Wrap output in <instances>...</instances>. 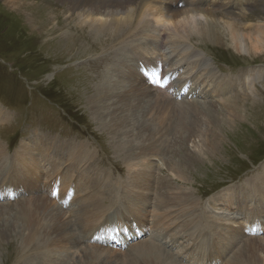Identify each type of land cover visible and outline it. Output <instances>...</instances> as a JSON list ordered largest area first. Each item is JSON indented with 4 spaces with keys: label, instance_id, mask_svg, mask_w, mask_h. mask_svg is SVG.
Returning a JSON list of instances; mask_svg holds the SVG:
<instances>
[{
    "label": "rangeland",
    "instance_id": "obj_1",
    "mask_svg": "<svg viewBox=\"0 0 264 264\" xmlns=\"http://www.w3.org/2000/svg\"><path fill=\"white\" fill-rule=\"evenodd\" d=\"M133 1H135L134 4H139L138 2L141 0ZM212 1L205 0L203 8L205 10L208 8L216 10L219 12L217 16L225 14H230L231 17L235 16L233 19L237 22L233 20L232 23L237 32L241 31L239 34L253 35L255 34L254 30L259 26L263 25L264 28V0H253L245 5H242V3L233 5L231 0H215L213 3ZM146 4L150 7L155 5L151 1ZM72 18L67 19L64 16L63 6L53 0H0V112L7 116L6 121L0 122V143H3L4 151L8 156H13L20 149L21 143L29 142L32 144L35 140L52 139L57 142V146L59 144V150L62 147L65 149L66 154L69 148H71L69 151H72L76 146V149L83 148L90 157L88 161L85 160L86 162L80 160L70 161L67 157H64L63 161L60 160V157L62 154H66L61 151L57 156L56 149H51L53 162L58 163V172L67 174L66 183L72 179L73 183L76 184L71 190V197H78L82 193L84 195L80 196L81 201H79L80 197L78 198L79 206L72 210L56 203L59 198L58 192L52 191L50 199L47 200L49 203L61 207L62 211H65H63L64 214L67 213V215L65 214L66 222L73 220L71 221L73 222L72 231L78 243H75V239H72L71 244H66V241L61 237L58 239L52 237L48 233L49 230L47 232L46 229H43L45 218L42 212L39 211L40 208L37 205L33 208L29 202L34 198H41L42 194L44 196L43 189L45 187L43 185H45L46 180L41 178L42 190L39 189V185L36 193L32 194V190L27 189L28 183L26 181L25 184L23 183V179L27 178V176L24 177L25 168H22L18 163L16 166L8 158L3 166L8 169L17 168V173L10 171L9 174L15 176V179L21 183L26 193L22 196H16V198L0 199V264H152L147 259L144 260V257H141L134 250L143 241H150L164 246L163 248L172 253L173 257L177 258L181 264H187L182 259L186 255L183 249H195V255L205 251L206 254H210L207 251H209L208 247L211 246L216 247L219 253L222 254L217 259V264H235L236 260L237 264H264V229L258 231L261 233L260 235L250 232L251 227L258 225L257 219L251 218L250 220V217H246V219L244 217L246 214L251 217L252 214L259 215L261 218L264 217V186H262V193L253 195L250 198L249 194L241 193L251 190L249 186L253 182L250 181H255L256 178L264 174V52L250 51L247 54L235 51L228 44L229 41L226 37L222 38V45L201 43L195 38L185 42L184 47H181H191L194 53H200L201 57L205 59V65L219 72L228 80L232 77L234 84L231 83L226 94L220 92L213 94L210 92L213 85L211 80L213 79L207 75L209 73L208 69L197 66L196 69L191 70L184 66V73L186 74L184 80L194 76L188 86L189 94H193L198 89V94L201 97L195 95L194 98L193 96L185 98L184 95L182 98L175 100V98L172 99L175 95L157 93L154 85H151L152 81H148L146 83L147 88L152 87L158 96L165 95L167 96L166 99H172L173 102L169 100L170 103H165L160 100L152 99L150 101L141 98L130 103L131 108L139 109V118H143L140 119L137 125L146 123L144 125L145 129L133 138L134 145L143 147L141 152L152 150V154L150 153L148 157H146L147 155L144 157L146 160L142 158L139 162H134L126 160L124 157L122 153L124 149L119 148L116 144L119 138L117 135H111L108 133L110 130L106 129V132L99 128L100 123L91 114L92 107L83 101V97L88 95L89 91L91 92L89 90L85 93L87 83L84 81L86 79L90 80L92 84H97L98 81L102 80L100 79L103 76L102 73L104 76L109 77V74H105V69L109 67L110 61H112L110 63H113V56L117 53L104 57V54L109 52L111 43L116 46L120 38L123 40L121 44L124 45L131 40L130 44L138 43L151 34L141 33L139 36L140 32L137 29L141 26L140 23L137 26L139 18L133 17V20L130 19L129 22L123 25L119 24L118 27L114 28L111 25L114 30L112 31L110 26V28H107L109 34L106 33V38L100 34V39L96 40L92 32L89 33L88 26L84 29L82 26L81 29H77L80 30L78 32L73 29L74 22L77 23V19ZM148 18L151 23L152 18L145 17L146 20ZM216 19L220 23L219 26H222L221 18L217 17ZM168 22L169 20H167V24ZM130 23L136 26L133 28ZM66 25L74 31L69 30L72 31L69 42L75 41L73 49L78 50L79 47H89L88 49H91L94 54L91 52L76 61L69 62L67 61L69 54L65 53L67 55L65 56L64 53L55 50L57 46H61L57 38L58 32L54 31L51 37H40L38 34L42 28L43 31L48 30L47 32L51 33L49 28L62 27L60 29L63 30ZM126 25L129 27L128 29H125ZM121 26L123 27L121 28ZM165 26L166 23H162L159 29L158 26L155 27L153 32L156 36L154 35V37H157L158 33L159 40L160 36L164 34V42L166 39L170 40L169 43H175L171 35H168L169 32L161 31L166 29L167 26ZM120 29L123 31H120ZM110 34H119L118 41L109 43L107 39ZM128 34L131 36H128ZM123 35L126 37L124 38ZM158 40L154 39L150 43V38H148L147 44H151L152 49L145 51L146 46H144L145 52H141L144 59L147 58L150 61L153 53L157 54ZM174 40L177 39L174 38ZM247 43H249L248 40ZM115 48L118 49L119 55L125 56L126 54L128 58H132L133 46H124L123 48L117 45ZM122 48L123 50H121ZM172 48L173 46L169 50L166 49L172 56L170 55L165 59L163 48L159 58L161 59L163 55L164 60L171 64L169 68L173 66L175 60L183 61L185 56L181 51ZM61 53L64 58L56 56L61 55ZM51 54L56 55L51 56ZM155 59L154 63L156 62ZM82 60H84L83 63ZM132 62H135V58L132 59ZM137 64L139 67L142 65L139 62ZM182 73L183 71L180 69L177 77L182 76ZM114 78L117 77H111L110 80H117ZM146 80L149 79L146 78ZM78 82H81L82 86L77 87ZM251 86L258 90L256 97L251 96V90L248 89ZM184 88L187 89V86ZM231 88L235 90L233 89V91ZM237 93H240L242 96L238 95L242 98L234 99L237 103L230 105L232 101L230 97L234 98L233 95ZM168 96H171V98H168ZM122 107L125 108V106ZM137 125L134 127H137ZM127 139V136L122 138L123 141ZM77 163L81 164L74 167ZM46 168L49 169L50 165H42L40 176L44 177L42 174L46 172ZM94 169L104 171V176L100 179L95 175L92 179L93 185H99L98 182H103V180L110 181L109 177L114 184V188L112 186L107 187V184H104V187L101 185V195L92 197L93 201L101 200L98 205L100 208L88 205L89 202L86 200ZM138 171L142 175L144 174V181L139 186L134 187L133 177ZM128 183L131 184V186H128L131 195L141 194L136 199L145 200L144 194L151 197V200H145L146 204H144L139 201L134 202L132 196L123 197L117 194L132 209V211L125 213L131 215L133 220L138 219L141 221L143 218L145 222L144 233L141 234L138 240L129 242L122 247L111 248L97 242L93 244L95 241L91 240L89 235H87V239L85 238L86 232L93 229L99 219L98 226L102 224L101 221L104 219L107 220L106 225H108L110 224L109 221L116 220L118 216H121L118 210L115 211L112 208L113 203L111 202L114 197L110 198V201L108 196L113 192H117L122 184L124 187ZM5 185H7V181ZM55 187L57 188V186ZM158 188L162 192H174L175 196L173 193L171 194V197L174 198L189 194L194 201H198L197 205L191 206L194 207V212L198 215L199 210L200 212L204 211L208 203L213 204L219 198V202L215 204L218 205L217 207L231 210L233 213L238 212V214H234L239 218V221L234 220L236 225H239V227H236L237 231L241 233L238 240L236 242L231 240L229 237L231 233L227 231L226 233L224 231L217 232L216 230L212 233L213 229H207L208 226L205 224L209 222H206V220L209 216L211 217V215H208V210L204 211L205 214L203 213L204 216L208 217L202 218V221H200V227L202 228L194 229L193 234L190 233L189 236L185 234L188 233L187 230L181 231L179 224L170 226L173 222V219H168L171 217V213L163 215L164 211L170 210L174 204L177 208L173 206V210L176 212L185 198L161 207L159 214L162 213V215H157V208L153 207L157 205L154 201H157L155 200V194ZM94 189H98V186H94L89 192H96ZM146 190H148L147 193L144 192ZM239 194H243L245 201L240 199ZM55 195H57V199ZM46 197H49V195ZM227 198L231 199L230 202H233L231 203L232 208L224 201ZM87 205L88 207H84ZM107 205H111V208L100 218ZM259 206L258 213L256 209ZM211 213V218L214 219L217 214L214 211ZM79 214H84V217L88 219L79 222ZM172 215L178 216L176 213H172ZM226 215L231 214L226 213ZM208 220L211 222L210 219ZM227 222L225 221L226 224H231L230 221ZM84 223L89 224L86 229H83ZM162 223L163 227H159ZM203 226H205L204 229ZM231 226L229 225V227ZM187 228L189 232L192 231L191 226ZM159 233L162 236L158 237L157 234ZM168 234H171L170 238L165 237ZM153 235L156 236L153 237ZM220 237L224 242V246L226 243L230 247V243L234 242L228 250H224L225 253L221 248L223 243L221 245V242L219 243ZM218 250L214 251L215 256L211 251L209 252L216 258ZM234 255L236 258L238 257L236 260ZM192 261L196 264L199 263L197 259H194V256L187 259L188 264Z\"/></svg>",
    "mask_w": 264,
    "mask_h": 264
},
{
    "label": "bare ground",
    "instance_id": "obj_2",
    "mask_svg": "<svg viewBox=\"0 0 264 264\" xmlns=\"http://www.w3.org/2000/svg\"><path fill=\"white\" fill-rule=\"evenodd\" d=\"M53 1L59 3V5L63 6L64 16L67 19H71V17H73L74 19L75 18L77 19V23H75L73 21L74 25H75V26H73V29H76V30L81 29L82 26L84 29V27L88 26L87 29L89 30V33L92 32V34L96 40H99L101 35H103L106 38V33L108 32L107 28H110L111 25L114 28L118 27L119 24L123 25L126 22H129L128 20H130V19L133 20V17L139 18L138 19L139 22L137 21V26H139V23L141 26L139 28L136 27L137 29H139V32H140L139 36L141 33H144L145 35L147 33L151 34V35H147V37H146L147 39L144 38L138 43L130 44L132 42V40H131L129 43H127V44L125 43L126 45L121 44V41L123 42V40H121V38H120V41L117 43L118 46H122L123 48H124V46H133L134 53H133L132 58H128V56L126 54H125V56H122V54L119 55L118 51H117L118 49L115 48L117 45L115 46V44L111 43L109 52H107V54H104V57L106 55H114L116 52L117 53L115 54V56H113L114 57V59H112L113 63H110V62H112V61H110L109 67L106 66L107 70L105 69V71H106L105 74L106 73L109 74V77L104 76V74L102 73V75H103L102 78L99 77L102 80L98 81L97 84H92L90 80L85 79L84 82L87 83V86L86 87L83 86V87H85V93L87 91L91 90V92L89 91L88 95L84 96V94H83V96H84L83 101H85V103L87 102V104L92 107V109H91V107L87 106L89 109H91V114H92L93 118L96 121H98V123H100L99 128L104 130V131H106V129L110 130V132H108V133H110L111 135H114V134L117 135L119 138L117 137L118 140L116 141V144L119 146V148L124 149V151H122V153L124 154V157L126 158V160H130V161H134V162L135 161L139 162L146 155H147L146 157H148V155L150 153L152 154V150L149 149V150L141 152L143 147H137L134 145L133 138L137 135V133L139 134V132H141L145 129L144 125L146 123L143 125H140V124L137 125V123L140 121V119H143V118H139V109L138 108H131L130 107L131 102H133L134 100L138 101V99L144 98V99H147L150 101H152V99H154V100L163 101L165 103H170L169 100H171L173 102V100H172L173 98H175V100H176L177 98H182L184 95H185V98L192 97V96L194 98L195 95L200 96L198 94V89H196L193 94H189V87L188 86H189V83L191 82V79L192 80L194 79V76H192V77L189 76L190 79L184 80V77L186 75L184 73V66L186 68H190L191 70L197 66L200 68L208 69L209 73L207 75L211 76L213 79V80H211V82H213V85H212V89L210 91L213 94H217V92L226 94L227 91L229 90L230 86H231V83H233L234 79L232 80V77H231V79L228 80V79L224 78V76L220 75L219 72L214 71V69H211L208 65H205L204 64L205 59L203 57H201L202 55L200 53H198V52L194 53L193 52L194 50L191 47L190 48L189 47L183 48L184 47L183 45L185 42H187L189 40H193L192 38H195L201 43L222 45V38L226 37L227 41H229L228 44H230V46L233 47V49H235V51H240L242 53H247V54H249L250 51H253V52L263 51L264 52V28H263V25L261 27L259 26L257 29H255L254 30L255 34H253V35L244 34V33L239 34L241 31L237 32L236 28H234L233 23H232L235 21L233 19V17H235V16L231 17L230 14H225V13H224L225 15L217 16V14H219V12H217L216 10H213L210 8L205 10L203 8L205 0H180V3L175 4V5H174V3L176 0H141L138 2L139 4H134L133 2H135V1H133V0H129V1H126V0H53ZM148 1L155 3V5L153 7H150L149 5L146 4ZM210 1L211 0H208V2H210ZM214 1L215 0H213L212 3ZM231 1H232L233 5H235V3H242V5L243 4L245 5L246 3H248V2L250 3L253 0H251V1L250 0H239V1L236 0L235 2H234V0H231ZM213 8H215V7H213ZM61 9H62V7H61ZM145 17H151L154 22L151 20V23H150L149 18H148V20H146L147 18L145 19ZM217 17H219V19L221 18L220 20H222V22H221L223 24L222 26H219L220 23H218L219 21L216 19ZM51 18H53V17H51ZM50 20H52V19H50ZM167 20H169L168 24H167ZM235 22H237V20ZM155 23L158 25H156ZM162 23H164V24L166 23L167 27L165 26L166 29H164V27H163L164 30H161V31L169 32L168 35H171V37L173 38V41L175 43H169L170 40H166V39L164 42V40H163L164 39L163 37L165 36L164 34H162L160 36L159 40H158V36H159L158 33H157V37H154L155 32H153V30L155 29V27L157 28V26L159 29V27L162 25ZM130 24L132 25V23H130ZM112 26H111V29H112ZM135 26L136 25L134 24L133 28ZM122 27L123 26H121V28ZM126 27H127V25H126ZM126 27H125V29L129 28V27H127V28ZM60 28H62V27L49 28L51 33H48L47 32L48 30L43 31L42 30L43 28H42L41 32H39V33L37 32V33L39 34L40 37H42V36H50L51 37L52 36L51 34H53L54 31L58 32L59 34H58L57 38L59 40L58 39L57 40L59 41L61 46H57V48H55V47L54 48L57 52L69 54L70 56H69L68 60L66 59L69 62L76 61L77 59H80L82 56L87 55V54L92 52L91 49H88L89 47L88 48L86 47L87 49L84 47L83 48L79 47L78 50H76V49L74 50L73 47H75L74 46L75 41L69 42V39H70V36H71L73 29L72 28L70 29V27L68 25H66L64 27L65 29H63V30H61ZM114 28L112 29V31L114 30ZM137 29H136V32H137ZM69 30H72V31H69ZM78 31H80V30H77V32ZM120 31H123V30L120 29ZM152 32H153V35H152ZM108 34H109V32H108ZM118 35L110 34V36H108L107 41H109V43L113 42V41L117 42L118 38H119ZM39 36H38V38H39ZM89 36H87V37H89ZM123 36H124V38L126 37L125 35H123ZM128 36H131V35L128 34ZM148 38H150V43H152V40H154V39L158 40V42H157L158 43L157 44L158 51H157V54L153 53L152 60H150L151 62L147 58L144 59L142 56V53H141L142 51H144V46H146L145 51L152 49V45L147 44ZM174 38H176L177 40H174ZM39 40H40V38H39ZM126 40H127V38H126ZM247 40L249 41V43H247ZM162 43L165 44L164 45V51L165 52L163 51V55L165 56V59L171 55L166 51V49L169 50L171 46H173L172 49H174V50L177 49V51L179 50V51H181V53L185 54L183 61H176L175 60L173 66H172V67H176V66L182 67L181 69H182L183 73H182V76H180L179 78L171 76L168 79V85H170V86H172L173 83H176V84L179 83L180 84L178 86L179 89H178V92L175 95V97H172V99H169V100L166 99L167 96H165V95L158 96L152 87L147 88V86H146L147 85L146 83L148 81H150V82L152 81L151 85H154L155 89L157 90V93L168 94L167 92H164L161 89H159V87L156 84L157 74H158V60L160 58V54H161L162 48H163ZM95 44H97V43H95ZM48 45H50V44H48ZM135 46H137V47L135 48ZM181 46H183V47H181ZM123 48L121 50H123ZM51 49H53V48H51ZM107 50H108V47H107ZM62 53H61V55H59L60 53L58 55H56V54L52 55L51 54V56L56 55L58 57L64 58V56H62L63 55ZM92 53L94 54V52H92ZM66 54H65V56H67ZM166 55H167V57H166ZM101 56H103V55H101ZM133 58H135V62H132ZM154 59L156 61L155 63H154ZM170 59H171V57H170ZM83 61L84 60H82L81 62L83 63ZM87 62H89V61H87ZM97 62H99V61H97ZM137 62H139V64L141 63L147 69V71L151 72L152 75L150 78L148 77L149 80H146L147 77H145L143 75V73L140 70L139 65L137 64ZM87 67H88V65H87ZM172 67L170 69H172ZM104 68H105V66H104ZM138 68H139V70H138ZM94 69H95V67H94ZM170 69L168 68L167 71H170ZM85 70H87V69H85ZM91 70H93V69H91ZM114 76L117 77V78H114L117 80H110V78L114 77ZM97 80H99V79H97ZM108 80H109V82H107ZM81 82H78L79 84H77V87L82 86ZM184 84H186V86H187V89L185 88V90L182 89V86ZM238 87H240V86H238ZM234 88H237V87H234ZM248 89L251 90V92H250L251 96L256 97L258 90H255L252 86L249 87ZM190 90H192V89L190 88ZM238 94H240V93L234 94L233 95V96H235L234 98L230 97V99L232 100L230 105H235V103H237L236 100L242 98L241 97L242 95L240 94L241 95L240 96ZM168 98H171V96H168ZM234 99H236V100H234ZM122 106H125V108H123ZM6 120H7V116L3 115L0 112V122L2 123ZM133 124L137 125V127H134L135 125H133ZM125 136H127L128 139L126 141H123L122 138ZM2 144L3 143H0V167H1L0 168V176H1V178H0V199H11V197L16 198V196H22V195H25V193H26L25 189H24V187H22L21 183L18 182L17 179H15V176L12 174H9L10 171L17 173V168L8 169L7 167L3 166L9 158L13 163H15V165L18 163L22 168H25L24 169V172H25L24 177L27 176V178L23 179V181H24L23 183L25 184V181H26V183H28L27 189L29 191L32 190V194L36 193L37 187L39 185H40L39 189L42 190L41 189V187H42L41 178L46 180L45 185H43V187H45L44 188V193H45L44 196L42 194L41 198H37V199L34 198V199H32V201H29V202H30V204H32L33 208L36 207L35 205H37V207L40 208L39 211L42 212V214L45 218V220H44L45 223L43 225V229H46L47 232L49 230L48 233H50V235H52V237L57 238V239L59 237H61V238H63L64 241H66V244L67 243L71 244L70 242L72 241V239H75L74 235H73V231H72V228H73L72 223L73 222H71L73 220L70 219L71 221L66 222L65 221V214L67 215V213L64 214L65 211L63 210L64 211L63 212L61 207L54 205L53 203L51 204L47 201L48 199H50L52 191L57 193L59 188H60V190L63 189L64 184L66 183V180H67V174L66 173L60 174L58 172V167H57L58 163H56V161L53 162V155L51 153V149L52 150H53V148L56 149L57 156H58L59 152H61V151H62V153H65V149L62 147L59 150L58 149L59 144L57 146V142L52 140V139H44V141H40V140L36 141L35 140L32 142V144H30L29 142H26L25 144L21 143L20 149L18 151H16L13 156H8L7 153L4 151V149H3L4 145H2ZM70 149L71 148H69V150ZM69 150H67V152H68L67 154L65 153L66 155L62 154V156L60 157V160H63L64 157H67V158H69L70 161L80 160L81 162H84L85 160L88 161V159L90 158L89 154L83 148H81V149L77 148L76 149V146H75L74 150H72V151H69ZM55 159L58 160L57 158H55ZM80 164L81 163H77V164H75L74 167H78V165H80ZM42 165H44V166L50 165V168L49 169L46 168L45 169L46 172H44L42 174V175H44V177L40 176L41 175V172H40L41 169L40 168H42ZM26 168H27V170H26ZM30 171H32V173H30ZM26 172H28V173L26 174ZM103 174H104V171L99 170V169H94L93 176L91 177V181H90V187L88 188L87 195L85 194L87 197L86 200H88V202H89L88 205L90 204V205L97 207V208H100V207H98V205H99L101 200L100 201L99 200L93 201L92 197L101 195L102 190H100V186L103 185V187H104V184H107L108 185L107 187L112 186L114 188V184L111 182L110 177H109L110 181L103 180V182H98L99 185H93L92 184V179L95 177V175H97V177H100V179H101L104 176ZM143 175L139 171L137 174L134 175V177H133L134 187L139 186L141 183H143V181H144ZM105 178L107 179V177H105ZM6 181H7V185H5ZM71 181H72V179H71ZM250 182H253L252 185L249 186V187H251V190L243 191L241 193H244L245 195L249 194V198L252 197L253 195L262 193V191H263L262 186H264V174H262L261 176L256 178L255 181H250ZM68 183L72 186V183H70V181ZM95 184H97V183H95ZM55 186H57V188L58 187L59 188L57 189ZM75 186H76V184L73 183L71 190ZM94 186H98V189H94V190H96V192L90 193L91 189ZM128 186H131V184L128 183V184H126V186L124 185V187L122 184V187H120V189L117 190V192H113L111 195H109L108 199H110V198L112 199V197H114L115 201L113 200L111 202V203H113L112 208H114L115 211L118 210L119 213L121 214V218L117 219V221L114 222L113 226L116 223H118L117 228L123 229L124 226L122 223H125V224H127V230L130 229L131 235L128 237H125L122 235L121 239H120V243H121L120 245L118 243H112V242H107V241H105V243L101 242L106 247H111V248L122 247L129 242H133L134 240L139 239L138 233L136 232V230H140L139 232H141V233H144V231H145L144 230L145 222H144L143 218L141 221L138 219L133 220L131 215H129L128 213H125V212L132 211V209L129 207V204L125 203L123 198L120 199L119 196H117V194L120 196H123V197L132 196L131 198L134 199V202L139 201V202H142L144 204H146L145 200L146 201L149 199L151 200V197H149L147 194H144L143 197L145 198V200L141 201L140 199H136V198L140 197L141 194H136L135 196L131 195V193H129V191H128ZM159 187H160V185H159ZM143 189H145V188H143ZM29 191H28V193L30 194ZM121 192H124V193L122 194ZM144 192L147 193L148 190H146ZM144 192H142V193H144ZM172 193L174 194V192H171V191L170 192L169 191L168 192H162L158 188L157 193L155 194L156 195L155 200H157V201H154V202H156L155 204H157V205L153 204L154 205L153 208H157L156 214L162 215V213L159 214L161 207L166 206L167 204H170L173 202H177L181 198L182 199L185 198L184 202H182L181 205H179L180 207L178 206L179 209L176 212H174V210H173L174 207H176V205H174V204H173L174 207L172 206V208H170L171 211L168 209H167L168 211L163 210L164 211L163 215L166 213H171V217H169L168 219L169 220L173 219L172 220L173 222H171L170 226L171 225L173 226L175 224H179L181 231L187 230L188 233H185V232H183V233H185L186 235L189 236V234L192 233L194 231V229L202 228V227H200V221H202L201 219L208 217V216L203 215L204 211L208 210V215H211V217H212L211 212L214 211V212H216L217 216H215L214 219H212L210 216L208 217V219H210L211 222L208 219L206 220V222H209V223L205 224L208 226L207 229H213L212 233H214V231H216V230H217V232L218 231L219 232H223V231L226 232L227 231V232L231 233V235H229L231 240H233L234 242H236L238 240V237L240 236L241 233H240V231H237V228H236V227H239V225L238 224L236 225V223L234 222V220L239 221L238 216L234 215L235 213L238 214V212L233 213L231 210L222 209L221 207H217L218 205H215V204H217L219 202L218 201L219 198L216 199V201L213 202V204L208 203V206H206L205 210L203 209L204 211L200 212V210H199V215H198L197 213L194 212V207L193 208L191 207V206H194L195 204L197 205L198 201L197 202L194 201L189 194L185 195V196L180 195L177 198L176 197L174 198V197H171ZM45 195L46 196L49 195V197H46ZM81 195L84 196L82 193L78 197H76V205L75 206H68L67 205L68 201H70V199L72 198L71 195H69L68 199L64 200L63 195H60V193H59L58 199H57V195H55V198L57 199L56 203H60L65 208H67L68 210H72V209H75L79 206L78 202L82 200V198L80 197ZM104 195L106 196V194H104ZM174 196H175V194H174ZM239 196L241 197L240 198L241 200L245 201L243 194H239ZM261 196H263V195H261ZM77 198H79L80 200L78 199L79 200L78 201ZM111 199H110V201H111ZM52 201H53V198H52ZM121 201H123V202L121 203ZM224 201L230 205L229 206L230 208H232L231 203H233V202H230L231 199L227 198V199H224ZM255 202H256V200H255ZM109 204H110V202H109ZM88 205L84 206V207H88ZM108 205L104 208L103 213L101 214L100 218L103 216V214L108 209L111 208L110 207L111 205L110 206H108ZM158 208H159V210H158ZM176 208H175V210H176ZM188 208H190V209H188ZM259 208H260V206L257 207V209H256L258 211V213H259ZM172 213L173 214L176 213L178 216L172 215ZM226 213L231 214V215H226ZM66 217H68V216H66ZM244 217H245V219H246V217H250V220H251V218L252 219L258 218L257 221L259 220L260 226L257 225L256 227H254V229H258L259 227L261 229H264V220H263L264 217L261 218V217H259V215L255 216V214H252V217L250 215L246 214V215H244ZM86 219H88V218H85L84 214H79V222H84V221H86ZM166 220H167V218H166ZM98 221H97V223H98ZM153 221H154V219H153ZM225 221L226 222L230 221L231 224H226ZM86 223L83 224L84 227L81 225L83 227V229H86L89 226V224H86ZM237 223H239V222H237ZM229 225H232V226L229 227ZM135 226L137 227L136 230L134 229ZM170 226H168V227H170ZM189 226L192 227L191 232H189V230L187 228ZM159 227H163V223ZM204 227L205 226H203V229H204ZM94 228H96V226ZM219 228H220V230H219ZM93 229H91V230H93ZM254 229L251 228L249 231L254 232ZM91 230H88L86 232V235ZM175 230H177V229H175ZM163 232H162V235L164 234ZM160 235H161V233L157 234L158 237ZM170 235L171 234H168L165 237H169ZM219 235H220V233H219ZM154 236H156V235H153V237ZM234 242L230 243V247L232 246V244ZM75 243H78L76 239H75ZM219 243H220V245L223 243L222 244L223 247H221L223 250V253H225V251L230 248L226 243L224 246V242L222 241L221 237H220ZM93 244H96V242H94ZM163 247L164 246H161L160 244H156L154 242H150V241L144 242L143 241L138 246H136L134 250L136 251V253L138 252L141 257H144L143 258L144 260L147 259V261L152 262V264L153 263L154 264H181V263H179L177 258L175 259L173 257L172 253H169ZM208 248H209V251H211L213 253V255H214V251L218 250L214 246H211ZM194 250H191V248L183 249L184 254H186L187 257H189V256L193 257L192 255H193ZM209 251H207L208 253H210V254H207L208 255L207 257H205V255H203L200 258L201 263L202 264H217V259H219V257L222 256V254H220L219 250H218L217 257L215 258L212 256V253ZM237 258L235 256V260ZM207 260H208V262H207ZM183 261L185 263H187L186 259H183ZM236 261H235V264H237Z\"/></svg>",
    "mask_w": 264,
    "mask_h": 264
},
{
    "label": "snow or ice",
    "instance_id": "obj_3",
    "mask_svg": "<svg viewBox=\"0 0 264 264\" xmlns=\"http://www.w3.org/2000/svg\"><path fill=\"white\" fill-rule=\"evenodd\" d=\"M159 86H162V85H159Z\"/></svg>",
    "mask_w": 264,
    "mask_h": 264
}]
</instances>
